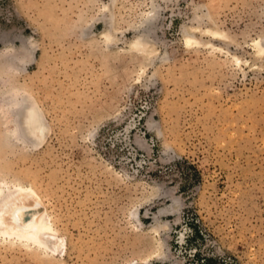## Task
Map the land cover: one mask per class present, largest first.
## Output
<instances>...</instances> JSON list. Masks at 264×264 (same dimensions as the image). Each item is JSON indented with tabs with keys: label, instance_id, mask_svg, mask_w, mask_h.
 <instances>
[{
	"label": "rangeland",
	"instance_id": "rangeland-1",
	"mask_svg": "<svg viewBox=\"0 0 264 264\" xmlns=\"http://www.w3.org/2000/svg\"><path fill=\"white\" fill-rule=\"evenodd\" d=\"M256 39L264 0H0V181L66 240H0V264H264ZM12 90L43 113L39 144L11 133Z\"/></svg>",
	"mask_w": 264,
	"mask_h": 264
},
{
	"label": "bare ground",
	"instance_id": "bare-ground-1",
	"mask_svg": "<svg viewBox=\"0 0 264 264\" xmlns=\"http://www.w3.org/2000/svg\"><path fill=\"white\" fill-rule=\"evenodd\" d=\"M209 33L214 37H221V33L215 28L210 29ZM105 35L108 39H112L110 32ZM186 40L189 44L194 42V38L191 36H187ZM131 45L143 53L151 54L153 51L147 39L142 35H138L132 40ZM254 45L257 54L263 55L262 40H254ZM5 61L18 65L21 60L14 51L5 57ZM0 94L3 93L0 92ZM20 94L18 91L12 90L2 97L5 104L12 109L14 117L12 120L15 122V126L10 131L17 140L39 144L49 132L44 115L34 101L28 96ZM51 216L47 205L31 186L0 181V240L21 243L40 251L63 252L66 248V240L59 235ZM153 254L156 256L162 254L160 239H157Z\"/></svg>",
	"mask_w": 264,
	"mask_h": 264
}]
</instances>
